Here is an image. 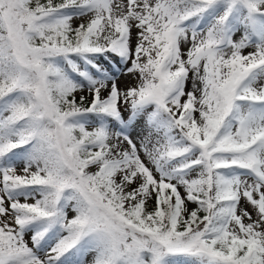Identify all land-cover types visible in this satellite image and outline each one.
<instances>
[{
    "label": "snow or ice",
    "instance_id": "6c2138e0",
    "mask_svg": "<svg viewBox=\"0 0 264 264\" xmlns=\"http://www.w3.org/2000/svg\"><path fill=\"white\" fill-rule=\"evenodd\" d=\"M0 264H264V0H0Z\"/></svg>",
    "mask_w": 264,
    "mask_h": 264
},
{
    "label": "rangeland",
    "instance_id": "374dc122",
    "mask_svg": "<svg viewBox=\"0 0 264 264\" xmlns=\"http://www.w3.org/2000/svg\"><path fill=\"white\" fill-rule=\"evenodd\" d=\"M79 22H80V20H74V25L79 23ZM129 83H132V80H131V78H129L127 76H122L120 78V80H119V84H120L121 87H123V86H125L126 84H129ZM125 115H127V113H125ZM181 191H183V190H181ZM150 204H151V202H150ZM190 207H193V205H190ZM26 239L30 240V236H26ZM30 246H31V244H30ZM87 259L90 260L91 256H89Z\"/></svg>",
    "mask_w": 264,
    "mask_h": 264
},
{
    "label": "trees",
    "instance_id": "16d2710c",
    "mask_svg": "<svg viewBox=\"0 0 264 264\" xmlns=\"http://www.w3.org/2000/svg\"><path fill=\"white\" fill-rule=\"evenodd\" d=\"M149 206L151 207V206H152V204H149ZM193 207H195V205H193Z\"/></svg>",
    "mask_w": 264,
    "mask_h": 264
}]
</instances>
